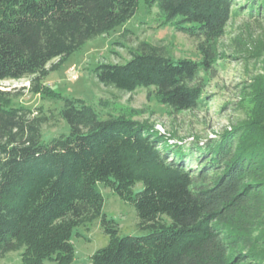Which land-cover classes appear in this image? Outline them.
I'll list each match as a JSON object with an SVG mask.
<instances>
[{
  "label": "trees",
  "instance_id": "16d2710c",
  "mask_svg": "<svg viewBox=\"0 0 264 264\" xmlns=\"http://www.w3.org/2000/svg\"><path fill=\"white\" fill-rule=\"evenodd\" d=\"M139 1L0 0V82L27 78L31 93L62 101L57 115L68 126L43 140L50 117L13 107L21 92L0 89V259L19 252L20 264H72L74 231L99 219L109 240L91 264H264L263 78L242 100L247 119L219 141L195 146L197 171L148 122L102 119L84 100L43 83L88 41L128 22ZM144 2L164 23L203 39L201 61L173 59L141 42L126 62L101 63L92 73L104 86L152 88L160 104L193 110L203 94L197 77L215 63L212 42L234 1ZM263 4L251 0L248 8L261 12ZM99 185L135 209L143 235H119L103 213Z\"/></svg>",
  "mask_w": 264,
  "mask_h": 264
},
{
  "label": "rangeland",
  "instance_id": "374dc122",
  "mask_svg": "<svg viewBox=\"0 0 264 264\" xmlns=\"http://www.w3.org/2000/svg\"><path fill=\"white\" fill-rule=\"evenodd\" d=\"M233 1L229 21L221 36L212 42L215 63L211 70L200 71L197 77L203 94L193 110L175 112L160 104L152 88L139 87L125 92L104 86L92 73L101 63L126 62L131 56L130 50L137 48L141 42L158 47L173 59L201 61L199 45L203 39L177 31L171 24L164 23L158 8L155 5L148 7L144 0L139 1L136 14L128 22L88 41L59 70L51 72L43 83L64 97L84 100L102 119L108 115H125L133 120L148 122L159 134L169 138L170 144L180 145L185 151L187 167H194L197 171L199 154L195 146L211 145L219 141L223 133L244 122L248 111L246 102L242 100L258 77L264 79V4L261 12L256 10V6L250 12L248 6L251 0ZM28 87L27 78L0 82L2 90L21 92L13 101V107L29 109L32 116L39 115L41 109L50 117L42 127L43 140L67 133L68 126L57 115L62 101L31 93ZM99 189L104 200L103 213L117 223L119 235H143L145 232L138 227L135 209L110 189L102 185ZM108 240L99 219L77 228L71 238L75 251L72 264H91V255L106 246ZM0 264H20V253H8L0 259Z\"/></svg>",
  "mask_w": 264,
  "mask_h": 264
}]
</instances>
